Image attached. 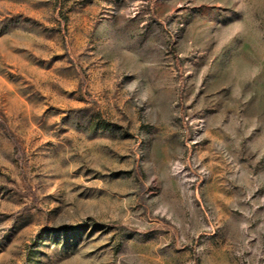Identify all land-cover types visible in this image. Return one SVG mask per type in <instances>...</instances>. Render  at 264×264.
Here are the masks:
<instances>
[{"label": "rangeland", "instance_id": "1", "mask_svg": "<svg viewBox=\"0 0 264 264\" xmlns=\"http://www.w3.org/2000/svg\"><path fill=\"white\" fill-rule=\"evenodd\" d=\"M0 264H264V0H0Z\"/></svg>", "mask_w": 264, "mask_h": 264}]
</instances>
